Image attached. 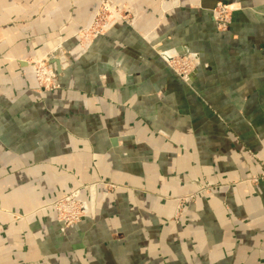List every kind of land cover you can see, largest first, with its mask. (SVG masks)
<instances>
[{
  "label": "crops",
  "instance_id": "crops-1",
  "mask_svg": "<svg viewBox=\"0 0 264 264\" xmlns=\"http://www.w3.org/2000/svg\"><path fill=\"white\" fill-rule=\"evenodd\" d=\"M100 1L0 0V264H264V0H107L126 19L84 45ZM99 179L61 234L49 202Z\"/></svg>",
  "mask_w": 264,
  "mask_h": 264
},
{
  "label": "rangeland",
  "instance_id": "rangeland-1",
  "mask_svg": "<svg viewBox=\"0 0 264 264\" xmlns=\"http://www.w3.org/2000/svg\"><path fill=\"white\" fill-rule=\"evenodd\" d=\"M102 1V0H101ZM100 1V2H101ZM107 1V0H105ZM114 5V4H112ZM115 6V5H114ZM117 7V6H116ZM93 19V16L91 20ZM91 23V21H90ZM90 25V24H89ZM89 25L86 29L81 30L76 35L78 38L82 41V44H87L93 39V29ZM43 59L45 66L48 68H51L55 72V84H57L56 87H50V88H43L40 85L37 84L38 88L42 90H53L59 87V83L57 81V72L55 68L52 66V64L49 62V55H44L39 58H34L31 60L29 66L31 67L32 74L35 79L34 70L36 69V64L38 63V60ZM34 66V69H33ZM36 81V79H35ZM188 82L185 83H189ZM37 83V82H36ZM246 181L257 183L259 181H264V172L254 174L249 176ZM103 188L104 190H112L114 188H117V184H115L112 181L109 180H94L86 183L78 184L77 186L67 190L66 192L62 193L60 196H58L56 199L49 202V207L54 211L55 218L58 223V230L61 234H67L69 232L75 231L79 225V223L84 218H91L93 216V210H94V203H95V197L96 192L99 190L98 188ZM77 188L79 191H76ZM83 189H87L89 192H87L88 196L86 198L82 197ZM200 191H209L208 186H202ZM197 192H192L188 194L182 195L179 200L181 202H185L187 200H191L195 197ZM72 196V197H71ZM75 196V197H73ZM180 207V206H179Z\"/></svg>",
  "mask_w": 264,
  "mask_h": 264
},
{
  "label": "built area",
  "instance_id": "built-area-1",
  "mask_svg": "<svg viewBox=\"0 0 264 264\" xmlns=\"http://www.w3.org/2000/svg\"><path fill=\"white\" fill-rule=\"evenodd\" d=\"M211 11L216 27L220 30L227 29L230 22V16L227 11H225L221 6H215ZM118 19H126V15H124L120 9L112 5L109 1L102 0L94 11L93 19L89 25V27L91 26L93 29V37L104 32L114 21ZM156 51L159 54L161 53V55L163 54L159 48H157ZM166 63L183 82H188L192 71L198 64V61L191 55L172 53L166 59ZM35 67L36 69L34 70V75L38 85L43 88H52L57 86L54 81L55 72L51 68L45 66L43 59L38 60ZM76 191H79V189L77 188Z\"/></svg>",
  "mask_w": 264,
  "mask_h": 264
},
{
  "label": "water",
  "instance_id": "water-1",
  "mask_svg": "<svg viewBox=\"0 0 264 264\" xmlns=\"http://www.w3.org/2000/svg\"><path fill=\"white\" fill-rule=\"evenodd\" d=\"M178 50V49H177ZM180 55H184V54H180ZM162 56L167 59L168 57L166 56V53H163Z\"/></svg>",
  "mask_w": 264,
  "mask_h": 264
},
{
  "label": "bare ground",
  "instance_id": "bare-ground-1",
  "mask_svg": "<svg viewBox=\"0 0 264 264\" xmlns=\"http://www.w3.org/2000/svg\"><path fill=\"white\" fill-rule=\"evenodd\" d=\"M165 53H166V56H167V57H169V55L172 54V53H168V52H165Z\"/></svg>",
  "mask_w": 264,
  "mask_h": 264
}]
</instances>
